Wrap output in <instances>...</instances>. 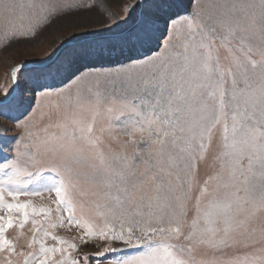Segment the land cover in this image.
Returning <instances> with one entry per match:
<instances>
[{
	"label": "snow or ice",
	"instance_id": "snow-or-ice-1",
	"mask_svg": "<svg viewBox=\"0 0 264 264\" xmlns=\"http://www.w3.org/2000/svg\"><path fill=\"white\" fill-rule=\"evenodd\" d=\"M25 7L33 16L42 13L27 28L13 22L17 10L20 20L27 17ZM78 7L84 5L0 0L8 37L34 38L41 24ZM121 7L120 15L108 13L107 23L70 32L38 67L19 61L9 86H0V117L21 129L19 139L10 138L14 158L0 146V264H101L107 254L130 248L135 255L109 264H264V255H215L254 246L253 225L264 212V0H198L191 12L182 0H129ZM68 77L95 86L87 96L77 89L69 97L59 136L34 140L35 121L25 116L17 88L28 82L50 97ZM73 105L86 108L91 121L70 112ZM100 118L109 128L96 135ZM111 129L136 145L131 157L104 150L102 134ZM46 162L52 178L43 175ZM201 164L214 169L202 185ZM82 185L94 199H83ZM44 193L50 203H34ZM73 227L81 230L79 244L55 234ZM10 230L16 239L8 238ZM22 236L26 244L18 249ZM259 236L264 240V227ZM181 239L186 244L175 243ZM97 240L104 242L100 251L80 254V246ZM201 248L212 258L197 259Z\"/></svg>",
	"mask_w": 264,
	"mask_h": 264
},
{
	"label": "rangeland",
	"instance_id": "rangeland-1",
	"mask_svg": "<svg viewBox=\"0 0 264 264\" xmlns=\"http://www.w3.org/2000/svg\"><path fill=\"white\" fill-rule=\"evenodd\" d=\"M11 2L20 4L24 3L26 6L30 3H40L41 0H11ZM45 2L56 4L57 6L63 4H77L84 5V7L74 8L71 13L62 12L60 15L55 18L54 22L48 24L47 26H43L41 24L40 27L36 28L35 37H8L5 35L6 28L10 27L7 23L5 15L0 13V86H9L10 83V70L13 66H15L21 60H27L28 64L27 68H34L39 66V61L41 58L46 57L48 53L52 52L54 48L59 44L60 40L66 37L70 32L79 31V26H83L85 24L90 26H99L101 24L107 23L110 21L112 17L109 16V12L115 13L117 15L122 14V4L129 2V0H45ZM183 4L186 6L187 11L191 12L193 10L194 4L198 2V0H182ZM199 2L207 5L208 0H199ZM24 12L27 14V17L23 20H20V12H17L13 16V22L17 26L21 24L24 28L29 27L30 24H35L37 20L40 19L42 13H40L39 9L36 10L35 15H32V10L25 7ZM164 37H161L159 41L162 46L165 43ZM173 45L176 44V41H172ZM219 48V41L216 42ZM64 49H60L53 57L52 60L55 61L58 56L63 53ZM154 51H160V48H155ZM144 56H152L153 52H143ZM227 55V52L224 48H219V56L222 63H226L224 57ZM258 59V57H255ZM109 65H105L108 67ZM51 83V81H49ZM94 81H87L84 83L74 82L71 77H68L63 81V83H56L55 90L53 91V95L50 97H40L37 93L32 91V85L28 82L20 85L16 90V95L19 97L20 102L23 105V108L26 109L25 116H29L31 114V119L35 121L32 126V131L34 133L33 139L39 137L41 140L46 138L47 136H59L62 132V129L57 125L64 121V114L66 106L69 102V97H74L77 89H81L84 92V95L87 96V89L92 87L94 88ZM57 92H60V95H57ZM108 105L106 104L104 107L106 108ZM70 112H75L78 117H83L86 121H91V113L85 108L83 111L77 109L75 105L72 108L68 109ZM23 119V117H22ZM109 128V122L100 118L95 123L96 135H101V128ZM0 132L3 135H0V146L7 148V156L9 158H14L15 156V146L16 139H10L11 137H16L19 139L21 134V129L16 127L15 121L5 119L4 117H0ZM104 144L102 147L105 151L109 149L112 152L116 153H124L129 157L132 156L136 145L129 141V137L127 135L122 134L119 130L111 129V134L106 130L103 134ZM115 137V139H112ZM136 140H139V134H136L134 137ZM218 140V136H217ZM141 149L144 148V145H140ZM216 144L214 142L213 150L215 151ZM23 150V149H21ZM32 149H30L31 151ZM145 155H147L145 153ZM40 158V157H38ZM23 159H27L26 157ZM4 160V153H0V162ZM51 160V156L46 157V161ZM23 163V160H22ZM139 160H137V164H139ZM209 163H211V157H209ZM245 165L247 161H244ZM143 167V165H140ZM46 171L43 175L48 176L49 178L54 177V173H51L47 170L48 164L47 162L44 165ZM218 165L216 169L218 170ZM31 170V168H30ZM214 169L208 167L207 164H201L199 167V181L202 185L207 176L213 174ZM30 189L34 187V185L29 186ZM82 190L88 192V195L83 197L84 200H92L94 197L91 195V190L87 185H82ZM223 194V190L221 191V195ZM244 193L241 192L242 196ZM54 198V194H53ZM20 199H25L24 196H21ZM194 200L192 204H194ZM34 203L36 204H48L50 203L49 194L44 193V198L41 200L39 197L34 199ZM190 211L188 215V219L191 220L194 213V208L192 205L189 206ZM257 228V233L252 237V239L256 240L254 246L243 247L237 246L235 248L227 249L224 253H215L216 256H220L222 258L233 257L237 255H244L245 253L255 254V255H264V252L260 251L264 249V240L260 239L259 230L264 227V212H260L257 214V219L253 225ZM30 226H26L24 229V236L30 238L31 233L29 231ZM55 234L65 237L70 241H75L79 244V237L81 234V230L75 227L68 228H57L55 230ZM24 236L20 237L17 242L18 249L22 246H25L26 241ZM9 239L17 238V231L10 230L8 232ZM48 244L55 243L50 239L47 241ZM177 244H186V242L181 239L179 241H175ZM104 246V242L97 240L95 245L89 244L87 246H80L79 251L82 255L83 253H95L101 250ZM114 247H119V245H113ZM27 250V249H26ZM136 249L130 248L126 249L122 252L118 253H110L107 254L106 258L101 260V264H109V261L123 258L125 256L135 255ZM197 259L205 258L211 259L213 253L207 249H198L194 253ZM91 264H95V261H91Z\"/></svg>",
	"mask_w": 264,
	"mask_h": 264
}]
</instances>
